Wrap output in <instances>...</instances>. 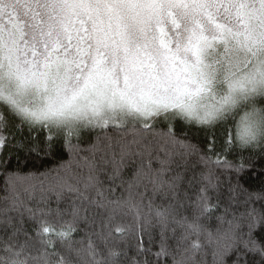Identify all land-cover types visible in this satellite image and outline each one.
Here are the masks:
<instances>
[{
  "label": "snow or ice",
  "instance_id": "obj_1",
  "mask_svg": "<svg viewBox=\"0 0 264 264\" xmlns=\"http://www.w3.org/2000/svg\"><path fill=\"white\" fill-rule=\"evenodd\" d=\"M261 161L264 0H0V264H264Z\"/></svg>",
  "mask_w": 264,
  "mask_h": 264
},
{
  "label": "trees",
  "instance_id": "obj_2",
  "mask_svg": "<svg viewBox=\"0 0 264 264\" xmlns=\"http://www.w3.org/2000/svg\"><path fill=\"white\" fill-rule=\"evenodd\" d=\"M25 134H27V133H25ZM217 134H219V130H217ZM189 137H190L192 143H199V142L204 140L205 133L203 131L197 130L194 127L190 130ZM10 150H11V145H9L7 148L4 149L3 156L5 158L9 157ZM17 155L20 156V159L22 162L24 159L23 154H17L16 152H12L11 153V166L13 168L16 167ZM59 156H60L59 148L57 147V156L47 158L43 161H29L28 166L26 168H24V171H28V170L32 169L33 164H35V167L40 168V170H43L44 168L52 167L57 162V160L59 159ZM64 158L65 159L67 158L66 154H64ZM253 159L255 160L256 158L254 157ZM21 166L23 167V163ZM262 166H264V161H261L260 163L256 164V166L253 169H251V171H246L241 175L240 183L243 185V187L248 188L250 190H255V189L260 188L262 185H264V167H262ZM198 170L199 169H197V171ZM224 179L226 180L227 177H225ZM233 182H235V178L233 179ZM225 191H226V189H225ZM39 196H40V192H39V190H37L35 193V197L39 198ZM31 203L34 205L35 200H33ZM52 207H55L54 203L52 204ZM22 227L30 235L35 237V232L33 231V229L35 228V223L31 220H28L27 216L24 217V223H23ZM81 235H82V233H81ZM75 238L79 239V235H77ZM113 243L119 244L120 247H124L125 244L129 245L128 255L129 256L135 255L136 240L133 236L121 237L119 234H116L115 239L113 240Z\"/></svg>",
  "mask_w": 264,
  "mask_h": 264
}]
</instances>
